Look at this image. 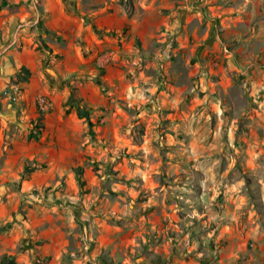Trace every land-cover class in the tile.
<instances>
[{
  "label": "rangeland",
  "instance_id": "374dc122",
  "mask_svg": "<svg viewBox=\"0 0 264 264\" xmlns=\"http://www.w3.org/2000/svg\"><path fill=\"white\" fill-rule=\"evenodd\" d=\"M21 2L62 57L25 86L0 8V264H264V0Z\"/></svg>",
  "mask_w": 264,
  "mask_h": 264
},
{
  "label": "crops",
  "instance_id": "0c3cea01",
  "mask_svg": "<svg viewBox=\"0 0 264 264\" xmlns=\"http://www.w3.org/2000/svg\"><path fill=\"white\" fill-rule=\"evenodd\" d=\"M20 1L21 0L9 1L10 4H12V5L19 3V5L16 6L17 10L15 11L16 17L21 22L18 25L17 35L22 34V36H20V37H21L23 43L21 44L20 49L17 50L16 55H17V60L19 62H21V64H25V67L27 65L28 66L27 68H32V70L31 69H29V70L31 72H33V74L29 75L30 76L29 77V84H28V82H26L25 86L33 87L35 82H37V80H39V81L41 80V77L38 75V72L36 70L38 69V67L40 68V64H39L40 60L45 56V54L41 50L36 49L35 44H33V42H32V39L27 37L28 35L32 36L35 34V29L34 28L32 29V27H34V25L37 21L36 19L38 18V15H36L34 19H30L29 18L30 11H28L26 9L25 5H23L25 3L24 2L20 3ZM43 4H45L44 5L45 12L42 15V18H43L45 25L47 27L54 28V29H56V28L61 29L62 28L63 30H67L69 27V24H70L67 22V20L71 19L72 17L69 15H65V13H63V10H61V11H57L58 12V21H51L52 17L50 16L51 13L47 10L48 6L46 5V2ZM9 6L10 5L3 6V8H1V9H5L4 11L8 12ZM35 9H36V6H35ZM72 19H74V18H72ZM25 29L29 30L31 32L29 34H26V33H24ZM14 38H15V36H14ZM49 43H50V41H49ZM51 45L53 46V44H51ZM36 64H38V67L36 66Z\"/></svg>",
  "mask_w": 264,
  "mask_h": 264
},
{
  "label": "trees",
  "instance_id": "16d2710c",
  "mask_svg": "<svg viewBox=\"0 0 264 264\" xmlns=\"http://www.w3.org/2000/svg\"><path fill=\"white\" fill-rule=\"evenodd\" d=\"M6 5H11V4L6 0H2L0 3V8ZM37 26L48 37L55 38L56 40H59V41L61 40L60 35H58L55 31L43 26L40 20L38 21ZM34 42L36 43V48L41 51H45L47 55L53 54L57 58L62 57V55L59 53H53L52 48L46 44V42L43 40L41 36L35 37ZM17 75H18L19 81H26L29 78L30 71L27 67L21 66L19 70L17 71ZM79 115L80 117H84L86 119L89 127L92 126V122L89 118L88 111H84V108H82V113H79ZM43 131H44V112L38 110L36 116H33L28 120L27 138L33 139L34 141H38ZM73 171H74V178H75V181L78 187L80 188L81 191H84L85 180L83 178V166L77 165L73 168ZM23 172L24 173L29 172V167L25 166ZM103 262L105 264H108L104 259H103Z\"/></svg>",
  "mask_w": 264,
  "mask_h": 264
},
{
  "label": "built area",
  "instance_id": "2783aa9c",
  "mask_svg": "<svg viewBox=\"0 0 264 264\" xmlns=\"http://www.w3.org/2000/svg\"><path fill=\"white\" fill-rule=\"evenodd\" d=\"M38 104H39V107H40V111L46 110L47 104L45 102L44 97L39 99Z\"/></svg>",
  "mask_w": 264,
  "mask_h": 264
}]
</instances>
